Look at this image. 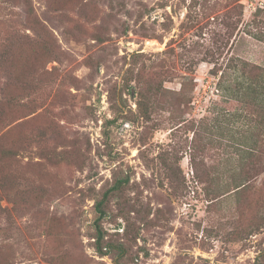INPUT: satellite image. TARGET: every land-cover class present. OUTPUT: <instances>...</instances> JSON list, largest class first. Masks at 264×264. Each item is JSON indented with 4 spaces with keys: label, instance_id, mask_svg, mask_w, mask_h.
Segmentation results:
<instances>
[{
    "label": "rangeland",
    "instance_id": "obj_1",
    "mask_svg": "<svg viewBox=\"0 0 264 264\" xmlns=\"http://www.w3.org/2000/svg\"><path fill=\"white\" fill-rule=\"evenodd\" d=\"M31 3L49 55L0 0V264H264V0Z\"/></svg>",
    "mask_w": 264,
    "mask_h": 264
},
{
    "label": "trees",
    "instance_id": "obj_2",
    "mask_svg": "<svg viewBox=\"0 0 264 264\" xmlns=\"http://www.w3.org/2000/svg\"><path fill=\"white\" fill-rule=\"evenodd\" d=\"M22 3L25 7V18L26 21H28V25L30 26L31 31H33L35 36L40 37V39L42 40V42L40 43V48L41 50H43L44 53H49L51 52L50 50V42H48L47 40L43 39L40 34L46 32L44 30V26L42 24V22H40V19L38 18V16L36 15L34 8L32 7V3L31 0H22ZM22 35V34H21ZM23 36V35H22ZM26 38H30V35L26 34L24 35ZM258 39H262L264 38V33H262V35H259L257 37ZM9 59L10 56L8 54L7 49H1L0 48V77L1 75H4L6 77L5 78H1L2 80H0V125L2 124L3 120L6 119V109L5 107H10V108H16L20 103L19 100V96L17 95H13V94H9L7 92V90H9V85L12 83H15L13 81V77H12V65L8 64L9 63ZM257 68V66H256ZM256 68L254 70H256ZM257 74H255V78H250L252 79V83L254 84V86H252V84L249 85V88L252 89L254 92L256 93H260V94H264V69L258 67L257 68ZM16 84V83H15ZM21 106V105H20ZM15 118V117H13ZM2 136V135H1ZM0 136V162L2 161V159L4 157H13L14 153L11 150H7L5 148L2 147L1 139ZM0 184H1V180H0ZM113 189H115V186H112L107 192H105V194L103 195V198L98 201L96 203V208L97 210H99L103 214V199L104 197L107 196L108 193H110ZM2 212V207L0 206V214ZM100 213V215H101ZM103 233L101 232V230L97 231V235H96V251L100 254L103 255L105 251H102V244H101V240L103 239ZM106 245V244H105Z\"/></svg>",
    "mask_w": 264,
    "mask_h": 264
}]
</instances>
